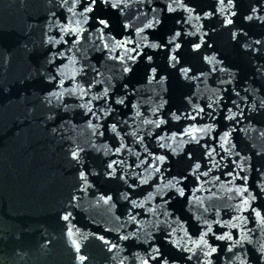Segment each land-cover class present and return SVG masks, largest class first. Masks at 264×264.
I'll list each match as a JSON object with an SVG mask.
<instances>
[{
  "label": "water",
  "instance_id": "1",
  "mask_svg": "<svg viewBox=\"0 0 264 264\" xmlns=\"http://www.w3.org/2000/svg\"><path fill=\"white\" fill-rule=\"evenodd\" d=\"M179 2L124 0L117 14L99 0L90 13L72 0H0V264H156L154 249L161 264H264V0ZM95 18H108L112 35L153 60L138 57L133 73L113 78L118 62L92 44L101 43ZM61 28H79L82 46ZM61 36L67 44L47 43ZM58 50L69 58L68 76L73 67L87 73L75 84L65 76L62 88L45 79L55 74L46 57ZM109 84V98L95 99ZM51 91L64 95L58 100ZM125 92L126 103L116 105ZM233 113L235 120L225 119ZM161 155L163 163L154 161ZM113 160L116 178H109L104 169ZM195 163L201 167L193 176ZM176 180L184 197L169 187ZM224 234L232 239H216ZM212 247L217 252L209 255Z\"/></svg>",
  "mask_w": 264,
  "mask_h": 264
},
{
  "label": "snow or ice",
  "instance_id": "2",
  "mask_svg": "<svg viewBox=\"0 0 264 264\" xmlns=\"http://www.w3.org/2000/svg\"><path fill=\"white\" fill-rule=\"evenodd\" d=\"M65 3H68V0H64ZM99 2L106 8H110V9H114L117 11V14H119L122 9L125 7V3H124V0H99ZM175 2V0H174ZM221 3L224 2V0H220ZM98 3V0H88L87 3L84 2V0H72V4L73 5H79L83 8V11L84 12H95L96 9L94 8V5H96ZM228 3L231 5L232 4V0H228ZM178 7H184V4H183V0H180V2L178 3L177 5ZM69 11H72V8L70 7L68 9ZM189 11L191 9H188ZM168 11L169 12H173L175 11V9L172 8L171 5H168ZM253 12L256 11L255 8L252 9ZM205 15H210V13H205ZM96 19V25H95V32H96V40L100 41V45H96L95 41L92 42L93 46L94 47H99V49L102 51V52H105L110 59L114 60V61H117L118 64V68H119V76L118 77H113V78H116V79H120V78H123L126 76V74H129V73H133L134 71V67L137 63V58L138 57H141V58H144L146 56V59L148 61H152L153 60V56L152 55H147L146 53L145 54H142L141 51H140V48L139 46H135V47H132L130 50L127 48V45L131 43L130 40H123V42H121V40L117 39V36L116 35H112V26L110 24V21L108 18H95ZM245 19L251 21L253 19L252 16H247L245 17ZM257 19H260L259 17H257ZM85 23H87V18H85ZM159 21H151L149 22L148 24L145 25L146 28H151L153 27V24H158ZM228 24H231L232 21L231 20H228L227 21ZM121 28L122 29H127L129 28V25L126 24V23H122L121 24ZM136 31L137 32H140L141 29L139 28H136ZM61 32H64L65 34H68V33H71L72 36H73V39L71 41V43L76 46V45H80L82 46V44H80V41H81V37H80V29L79 28H71V29H68V28H61ZM106 33H107V37H106ZM118 35H123V32L121 33H118ZM181 34L179 32H176L175 33V36L176 37H179ZM233 37H235V33L232 34ZM85 40L88 39L87 35H85L84 37ZM61 42H63L64 44H67L68 41L64 39L63 36H61V39L60 40H56L54 37H49L47 43L50 44L53 48L56 47V45H60ZM256 43H259V41H257ZM168 44L170 45H173L174 49H179L181 47V45L179 43H174L173 40H169L168 41ZM110 45H112L110 47ZM149 47L155 49L157 47H159V45L153 43L151 45H149ZM193 48L195 49H200L201 45L199 43H193L192 45ZM114 49H123L124 50V55L121 56L119 54V52L117 51L115 54L114 53ZM71 49H69L70 51ZM129 51L131 52V54H129ZM57 58H59V64L57 63ZM47 59V63L49 65H52V66H55V74H53L52 71H49L48 73H46L45 75V79L47 80V82L49 84H52L53 82H58V84L56 85L57 87H63L64 83H65V80H64V77L67 76L68 79L73 83L75 84L77 82V78L78 77H83L85 76L87 73L84 69L83 66H81L80 68H75L73 67V71H72V74L70 76H68L67 73H65L62 69L67 67V65L64 64V61L66 59H69L68 57L65 56V53L63 51H56V52H51V54L49 56L46 57ZM170 60L172 61H176V57L175 56H172L169 58ZM203 59L205 60H209V58L207 56L203 57ZM214 59V58H213ZM72 64L75 66V64H78L80 63L79 61H76V60H72L71 61ZM209 63H211V61L209 60ZM217 63H221L220 61H217ZM221 71H223L224 69H220ZM92 71L96 72L97 75H99L100 73L98 72V70L96 69H92ZM151 71L153 73H155L157 71V69L155 67H152L151 68ZM180 71L185 75V78H187V74L189 72V69L188 68H183L181 67ZM212 71H216V68L213 67L212 68ZM153 79H155V77H153ZM95 82V77H93L92 81H86V83L88 84V88H91L92 87V84ZM124 89H127L128 88V85L127 84H123L122 85ZM109 88H114L113 85L109 84V87L107 88H104L103 89V94L102 95H99L97 97H94L95 99H103V100H107L109 98ZM65 91H68V92H71V93H75L76 89L75 88H70V89H65ZM79 91H80V94L82 96L86 95L87 94V89L84 88V87H80L79 88ZM49 95L50 96H55L58 100L64 95L63 92H57V91H51L49 92ZM238 95V93H237ZM127 96H128V93L125 92V95L123 97H120V96H117L116 99H115V104L116 105H124L126 103V100H127ZM81 107H83V105H81ZM133 108L136 107L135 104L132 105ZM209 108H211L212 106L209 104L208 105ZM200 111L202 112L203 109H200ZM88 113L91 114V115H95L94 112H92L91 109H88ZM106 116L108 115L107 112L104 113ZM174 119L176 120H179L180 117L179 116H173ZM193 119H195V117H193ZM225 119L227 120H235L236 119V114L233 113L232 115L230 116H226ZM161 123H164V121H161ZM111 131L114 133V134H118L116 133V124H112L111 125ZM198 131H207V129H198ZM101 136L104 135L103 132H100L99 133ZM182 134H186V133H182ZM228 133L225 132L223 133V135L221 136V139L224 140V143H228ZM189 142H195L196 144H199L200 141L199 139L196 137V136H191V139ZM234 146V145H233ZM160 147H164L163 144L160 145ZM207 147V145H205V148ZM221 147L223 148V145H221ZM120 147H117L116 148V152L119 153L120 152ZM225 151H227L228 149H224ZM214 151V149H213ZM173 154L174 155H179L178 153H176V151L173 149ZM206 155H210V153H205ZM189 159L191 160L192 158V153L189 152L187 153ZM71 156L73 158V160H76L78 161L80 159L79 155H78V152L77 151H72L71 152ZM166 157L164 155H161L159 157H154V161L155 160H158L160 163H163L165 161ZM116 164V161L113 160L111 163H107L105 165V169H104V173L109 177V178H116L114 177V173H116V169L113 167V165ZM190 167H192V165H189ZM201 167V165L199 163H195L194 164V170L193 172L191 173L193 176L196 175V170H199ZM109 169H111V171H108ZM159 169L157 168V171ZM180 176H182L184 179H187L186 176H184L183 173H180L179 174ZM204 175H207V173H204ZM120 179H123V177H119ZM79 179L81 181H84L86 182L87 181V176H86V173L84 171H80L79 172ZM197 180H199V176L196 177ZM241 179H245V177H242ZM141 183H146V181H141ZM182 183L181 180H176V183L175 184H170L169 187L171 189H174L175 192L180 196V197H184L185 196V191H184V187L185 186H180ZM81 191L83 189H80ZM197 190H199V186H197ZM245 192H247V189L245 188ZM260 192H264V186H261L260 187ZM121 195L123 196V198L125 200L128 199V196L124 193H121ZM192 195L194 196V193H192ZM104 197H105V203H108L109 201L112 200V196L111 195H108L107 193H104ZM73 199H75V197H73ZM252 199H256L255 196L252 197ZM131 203L133 204V206H137L136 205V201L133 200L131 201ZM243 203L245 205L248 204V201L247 200H244ZM140 207H142V205H140ZM252 211L255 212V215L257 218H261V213L259 211H256L255 209H252ZM64 220H67L68 219V216H64L63 217ZM262 221H264V218H261ZM212 229L211 227L208 228V232H211ZM206 234V233H205ZM203 235H201V240H203ZM228 239V240H231L232 237L228 234H224V235H221V236H217L216 239L217 240H224V239ZM101 240H103L104 238L103 237H100ZM120 239H127V237H120ZM105 243H108L107 241ZM206 243V242H205ZM114 247V245H113ZM154 252H155V255H153L151 257V259L153 260H156V264H161L162 260H163V257L159 251V249H154ZM217 252V248L215 247H212L211 248V251L210 253H208L209 255H211L212 253H215ZM159 257V259H158ZM189 259H191V257H189ZM143 264H148V260H145L143 261ZM241 264H246V261L245 260H241Z\"/></svg>",
  "mask_w": 264,
  "mask_h": 264
}]
</instances>
